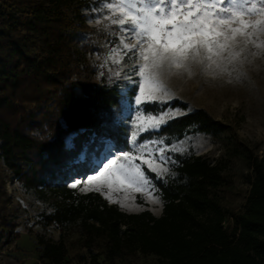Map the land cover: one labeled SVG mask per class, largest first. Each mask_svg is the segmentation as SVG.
Masks as SVG:
<instances>
[{"label": "trees", "instance_id": "trees-1", "mask_svg": "<svg viewBox=\"0 0 264 264\" xmlns=\"http://www.w3.org/2000/svg\"><path fill=\"white\" fill-rule=\"evenodd\" d=\"M87 7V0H0V108L9 111L0 113V158L11 178L28 194L54 199L44 219L57 227L77 225L83 248L97 250L89 264L138 256H154L158 264H264V160L245 145L233 149L250 170L239 212L220 204L226 166L205 156H175L178 182L164 183L145 171L164 201L160 217L148 210L128 214L99 194L77 195L68 188L72 178L87 174L89 166L76 160L91 134H124L111 125L121 109V89L103 80L96 84L79 56L89 55L92 40L78 39L96 31L85 19ZM28 104L32 109L23 107ZM168 106L145 109L158 113ZM172 107L186 112L159 129L167 144L197 134L220 141L230 130L203 109L187 111L179 101ZM70 134L73 147L67 148ZM38 245L42 262L66 264L63 241L39 239Z\"/></svg>", "mask_w": 264, "mask_h": 264}, {"label": "rangeland", "instance_id": "rangeland-1", "mask_svg": "<svg viewBox=\"0 0 264 264\" xmlns=\"http://www.w3.org/2000/svg\"><path fill=\"white\" fill-rule=\"evenodd\" d=\"M101 2L102 0H87L88 7L83 13L87 24L96 31L78 39L92 40L89 55L79 56L85 59L96 84H101L103 80L104 84L117 85L121 89L123 95L121 109L111 119V125L123 129L124 134L116 138L98 139L91 134L88 141L82 143L76 160V163L83 162L89 166L87 174L72 178L67 185L68 188L77 195L99 194L109 205H115L128 214H139L148 210L153 216L160 217L164 201L152 180L154 191L151 188L137 191L135 187L127 186L117 191L115 185L110 190L108 184L100 180L87 184L84 181L87 175L93 174V170L107 159H117L119 162L122 160L121 154L125 152L138 155L140 152L138 145L150 143L149 151L156 158L158 167L167 169L159 176L155 172L151 173L164 183L179 181L175 171L177 165L175 156H205L213 163H223L226 168L222 173L224 184L218 193L220 204L224 210L241 211L250 187V170L244 156H234L233 149L245 145L252 149L256 157L264 160V47L249 44L245 56L227 65L226 71L202 72L199 67H195L189 75L174 69V74L165 78L173 97L166 103H152L169 106L161 112L151 114L159 115L169 111L185 113L186 111L181 108L172 107L173 102L179 101L185 104L187 111L205 110L214 120L228 126L230 130L220 141H214L204 134H197L167 144L158 135V131L171 119L147 132L137 128L139 123L137 116L148 114L145 111L147 104L137 105L135 102L139 94L137 82L140 77L135 74L133 61L129 59L132 53H128L122 59L120 54L111 55V49L119 46V37L123 34L115 25L106 27L108 21L103 20V16L107 13L98 10L101 8ZM259 18L251 17L253 20ZM98 19L101 20L100 23H97ZM78 40L77 44L74 43L76 48L79 47ZM261 41H264V32L257 34L256 42ZM127 42L136 43L135 40ZM74 57L77 58V55ZM114 60L121 62L113 63ZM23 107L27 110L32 109L29 104ZM17 108L19 105H14V110ZM6 110L1 107L0 113ZM33 132L35 135H41L39 130ZM43 132H46L47 136L51 134V131L45 128ZM74 136L75 134H70L65 138L67 148L73 147ZM90 146L93 150H90ZM161 148L162 156L158 151ZM146 170L147 166H144V171ZM76 180H80L81 183L72 187ZM149 192H152L151 196ZM108 196H111V199H108ZM53 204V198L44 200L26 193L11 178L10 172L0 158V264H46L39 259V239L53 243L63 241L68 252L66 264H89L90 256L97 253V250L83 248L78 226L57 227L49 225L44 219L45 215L52 212ZM226 224L228 225L227 222ZM116 264H158V259L154 256H138Z\"/></svg>", "mask_w": 264, "mask_h": 264}, {"label": "snow or ice", "instance_id": "snow-or-ice-1", "mask_svg": "<svg viewBox=\"0 0 264 264\" xmlns=\"http://www.w3.org/2000/svg\"><path fill=\"white\" fill-rule=\"evenodd\" d=\"M98 10L107 13L103 16L108 21L106 27L115 25L123 34L119 46L111 49V55L120 54L122 59L132 53L129 59L140 77L137 105L166 103L172 98L165 78L173 75L174 69L189 75L195 67L202 72L226 71L227 65L245 56L249 44L264 47V41L256 42L257 34L264 32V0H102ZM253 16L260 18L253 20ZM100 22L98 19L97 23ZM128 40L136 43L130 44ZM145 111L148 114L137 116V128L144 132L184 114L169 111L152 115ZM138 148V155L125 152L119 162L117 159L102 162L93 174L84 178L85 184L100 180L110 190L115 185L117 191L123 186L154 191L144 166L158 176L167 169L158 167L149 151L150 143H141ZM158 151L162 156L163 149ZM79 183L76 180L71 186ZM148 194L151 196L152 192Z\"/></svg>", "mask_w": 264, "mask_h": 264}]
</instances>
